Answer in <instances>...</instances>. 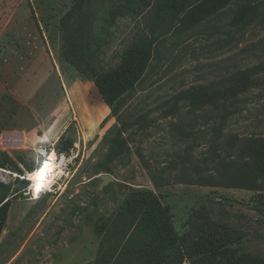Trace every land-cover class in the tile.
Returning <instances> with one entry per match:
<instances>
[{"label": "rangeland", "instance_id": "obj_1", "mask_svg": "<svg viewBox=\"0 0 264 264\" xmlns=\"http://www.w3.org/2000/svg\"><path fill=\"white\" fill-rule=\"evenodd\" d=\"M155 1L0 0V200L10 199L0 264H95L114 214L146 193L178 237L201 206L237 231L181 264H264V190L248 179L264 186V69L238 111L235 99L178 100L264 61V0H254L263 1L260 16L241 32L228 22L242 0H209L182 19L180 34L173 26L122 104L127 127L115 141L124 126L88 75L155 34ZM222 104L234 111L226 118L214 109ZM60 139L72 142L67 155L54 150ZM51 152L53 182L32 198L28 171ZM235 170L238 179L225 178ZM104 174L113 180L100 186Z\"/></svg>", "mask_w": 264, "mask_h": 264}, {"label": "trees", "instance_id": "obj_2", "mask_svg": "<svg viewBox=\"0 0 264 264\" xmlns=\"http://www.w3.org/2000/svg\"><path fill=\"white\" fill-rule=\"evenodd\" d=\"M208 1L156 0L157 9L153 10L152 14L157 25L155 29L152 26L155 31L153 36H140L127 44L121 54L120 62L112 69L99 71L90 65L91 73L88 76L93 80L118 123L124 126L118 129L115 141L127 127L126 115L121 112L122 104L134 90L135 85L142 80L152 61L160 57L159 48L167 32L176 26L173 30L180 34L182 19ZM262 4L263 1L242 0L233 10L232 19L228 22V32H241L250 26L260 16ZM188 27L191 25H187ZM262 69H264V61L239 70L229 78L221 79L220 82L228 83L222 88L192 87L179 93L178 100L192 98L196 94H200L202 99H215L219 102L235 99L233 104L235 111H238L240 110L238 103L243 101L241 96L250 88H254L257 84L255 74ZM217 106L214 109L218 110L220 118H226L234 112L233 109L229 111L231 104ZM65 142L69 144L67 147ZM71 145V140L60 139L54 150L67 155ZM257 171L260 172L259 169ZM226 173L225 178L228 180L239 178V172L236 170L233 174ZM248 179L251 188L257 191L264 190V186L256 183L255 175ZM6 198L3 196L0 200V233L5 225L9 208L10 199L6 200ZM258 211L264 215V207L259 208ZM200 218L205 223L199 221ZM187 224L188 229L178 237L162 202L151 194H140L120 208L106 226L95 264H181L185 255L193 254L200 249V246L237 237V231L234 229L209 219L207 210L202 206L191 210ZM213 225L219 226L220 229H213Z\"/></svg>", "mask_w": 264, "mask_h": 264}, {"label": "bare ground", "instance_id": "obj_3", "mask_svg": "<svg viewBox=\"0 0 264 264\" xmlns=\"http://www.w3.org/2000/svg\"><path fill=\"white\" fill-rule=\"evenodd\" d=\"M54 152H51L47 158L40 161V164L29 171V185L28 190L31 193L32 198H37L39 194L50 186L53 182L52 175L56 170V162L52 160ZM45 162H47V167L45 168Z\"/></svg>", "mask_w": 264, "mask_h": 264}, {"label": "water", "instance_id": "obj_4", "mask_svg": "<svg viewBox=\"0 0 264 264\" xmlns=\"http://www.w3.org/2000/svg\"><path fill=\"white\" fill-rule=\"evenodd\" d=\"M111 180H113L111 175L104 174L103 177H102V181L100 183V186H103L104 184H107Z\"/></svg>", "mask_w": 264, "mask_h": 264}, {"label": "snow or ice", "instance_id": "obj_5", "mask_svg": "<svg viewBox=\"0 0 264 264\" xmlns=\"http://www.w3.org/2000/svg\"><path fill=\"white\" fill-rule=\"evenodd\" d=\"M44 167H45V168L47 167V162H45V165H44Z\"/></svg>", "mask_w": 264, "mask_h": 264}]
</instances>
